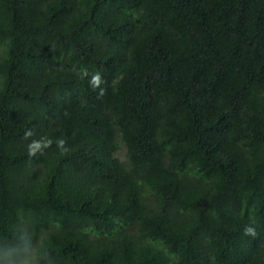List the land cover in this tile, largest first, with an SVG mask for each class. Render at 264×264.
<instances>
[{
    "label": "trees",
    "instance_id": "16d2710c",
    "mask_svg": "<svg viewBox=\"0 0 264 264\" xmlns=\"http://www.w3.org/2000/svg\"><path fill=\"white\" fill-rule=\"evenodd\" d=\"M19 224L52 264H264V0H0Z\"/></svg>",
    "mask_w": 264,
    "mask_h": 264
},
{
    "label": "clouds",
    "instance_id": "9594fccd",
    "mask_svg": "<svg viewBox=\"0 0 264 264\" xmlns=\"http://www.w3.org/2000/svg\"><path fill=\"white\" fill-rule=\"evenodd\" d=\"M0 264H52L47 236L37 237L26 224L14 226L6 240L0 238Z\"/></svg>",
    "mask_w": 264,
    "mask_h": 264
},
{
    "label": "rangeland",
    "instance_id": "374dc122",
    "mask_svg": "<svg viewBox=\"0 0 264 264\" xmlns=\"http://www.w3.org/2000/svg\"><path fill=\"white\" fill-rule=\"evenodd\" d=\"M124 147L122 148V146L119 147L118 151H117V154L118 156L121 158V159H124Z\"/></svg>",
    "mask_w": 264,
    "mask_h": 264
}]
</instances>
